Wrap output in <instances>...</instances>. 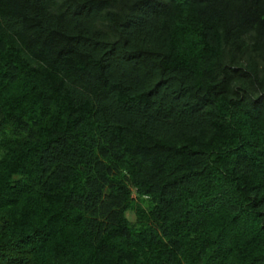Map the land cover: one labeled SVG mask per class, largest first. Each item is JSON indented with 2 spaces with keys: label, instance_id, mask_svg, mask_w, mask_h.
<instances>
[{
  "label": "trees",
  "instance_id": "1",
  "mask_svg": "<svg viewBox=\"0 0 264 264\" xmlns=\"http://www.w3.org/2000/svg\"><path fill=\"white\" fill-rule=\"evenodd\" d=\"M0 264H264V0H0Z\"/></svg>",
  "mask_w": 264,
  "mask_h": 264
},
{
  "label": "rangeland",
  "instance_id": "2",
  "mask_svg": "<svg viewBox=\"0 0 264 264\" xmlns=\"http://www.w3.org/2000/svg\"><path fill=\"white\" fill-rule=\"evenodd\" d=\"M133 196H135V193H133ZM127 215L132 221L134 220V213L133 212H128Z\"/></svg>",
  "mask_w": 264,
  "mask_h": 264
}]
</instances>
